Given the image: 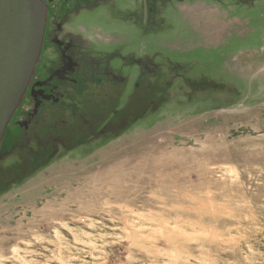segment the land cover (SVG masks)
<instances>
[{"label":"rangeland","instance_id":"rangeland-1","mask_svg":"<svg viewBox=\"0 0 264 264\" xmlns=\"http://www.w3.org/2000/svg\"><path fill=\"white\" fill-rule=\"evenodd\" d=\"M130 9L76 25L156 74L124 61L119 97L92 79L7 126L0 264H264V0H157L145 35Z\"/></svg>","mask_w":264,"mask_h":264},{"label":"flooded vegetation","instance_id":"flooded-vegetation-1","mask_svg":"<svg viewBox=\"0 0 264 264\" xmlns=\"http://www.w3.org/2000/svg\"><path fill=\"white\" fill-rule=\"evenodd\" d=\"M43 1L46 4V21L42 48L38 63L22 99L23 101L26 98L27 101L29 98L32 107L22 113V118L14 120V125L21 130L15 133V140L19 137L29 139L31 135L33 136L32 127L34 128L36 119L37 121L42 119L54 105L73 96L79 87L92 79L107 83L109 88L119 92L115 94L119 97L126 83L122 73L124 61L135 65L138 74L144 71L147 76H151L158 71L154 66L155 63L148 58L149 56H137L130 51L124 54L119 52L118 48L106 51L95 48L92 34L87 29L88 26L85 24L76 25L79 15L90 14L97 10L101 11L103 16L128 21L129 19H125L124 14L128 8H131L132 14L128 12L127 16H133L130 17L132 22L141 30L142 35H145L156 27L157 0H135L136 5L126 9L117 6L118 0ZM140 10L141 17L135 13ZM115 59L119 63L114 65L112 62ZM184 71L186 72V69ZM140 85L139 78L134 86L139 87ZM18 109L19 106L13 116L17 114ZM5 148L7 149V146L0 150V159L6 152Z\"/></svg>","mask_w":264,"mask_h":264},{"label":"water","instance_id":"water-1","mask_svg":"<svg viewBox=\"0 0 264 264\" xmlns=\"http://www.w3.org/2000/svg\"><path fill=\"white\" fill-rule=\"evenodd\" d=\"M45 21L43 0H0V142L38 63Z\"/></svg>","mask_w":264,"mask_h":264}]
</instances>
